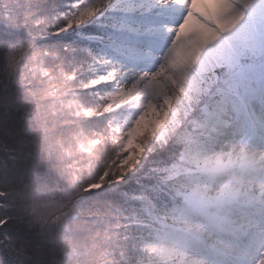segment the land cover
Wrapping results in <instances>:
<instances>
[{
	"label": "snow or ice",
	"instance_id": "obj_1",
	"mask_svg": "<svg viewBox=\"0 0 264 264\" xmlns=\"http://www.w3.org/2000/svg\"><path fill=\"white\" fill-rule=\"evenodd\" d=\"M0 264H264V0H0Z\"/></svg>",
	"mask_w": 264,
	"mask_h": 264
}]
</instances>
